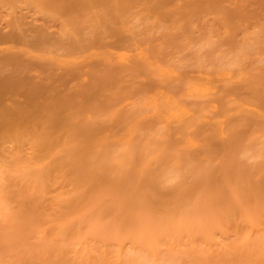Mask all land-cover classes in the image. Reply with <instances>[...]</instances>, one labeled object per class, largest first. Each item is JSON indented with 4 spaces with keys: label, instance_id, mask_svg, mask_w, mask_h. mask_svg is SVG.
Listing matches in <instances>:
<instances>
[{
    "label": "rangeland",
    "instance_id": "1",
    "mask_svg": "<svg viewBox=\"0 0 264 264\" xmlns=\"http://www.w3.org/2000/svg\"><path fill=\"white\" fill-rule=\"evenodd\" d=\"M57 1L17 9L54 45L0 44V106L53 142L0 155V264H264V0ZM179 218L196 230L174 238Z\"/></svg>",
    "mask_w": 264,
    "mask_h": 264
},
{
    "label": "bare ground",
    "instance_id": "2",
    "mask_svg": "<svg viewBox=\"0 0 264 264\" xmlns=\"http://www.w3.org/2000/svg\"><path fill=\"white\" fill-rule=\"evenodd\" d=\"M21 1L22 0H0V4H2V5H6V6H4L5 8H7L8 9V7L7 6H9V8H10V10H9V12L10 13H12V17H14V26H13V31L11 32L10 30H8V32L7 33H5L4 31H3V33H5V35H1V33H0V37H10L9 39H7V40H0V44L1 45H4L6 42H9V41H13V43H15V47H18V46H21V48L22 49H26L27 51H29V52H33V51H39V50H42V48H44V45L46 44H49V42H47V41H49L50 39H49V36L48 35H46V36H48V38L46 39V36L43 34V33H41V31H39L40 33H41V35L40 34H38L39 32H38V30L36 31L37 32V37L35 38L34 36H32L34 33L32 32L31 34H29V32H27V30L29 29H26V27L25 28H22V26L24 25L25 26V23H23V21L25 22V19L23 20V17H22V21H21V17H20V14H18L17 13V9L18 8H20L21 6H20V4H23V3H21ZM51 0H24L23 2H26L25 4H23L22 6H24V5H31L32 6V8H34V9H36V10H38V11H41V14H42V12L44 13V15L46 16V14H48L49 15V7L50 6H52L53 7V4H54V7H56L57 5V3L56 2H53L54 0H52L51 2H50ZM57 1V0H56ZM59 1V0H58ZM57 1V2H58ZM84 1V0H83ZM131 1H133V0H131ZM43 2H46L47 3V5H49L48 4V2L50 3V6H45L46 4L45 3H43ZM53 2V3H52ZM61 2V1H60ZM59 2V3H60ZM80 2V1H79ZM90 2V1H89ZM107 2V1H106ZM111 2V1H110ZM113 2V1H112ZM111 2V3H112ZM62 3H65V2H62ZM83 3V2H82ZM87 3V2H86ZM85 3V4H86ZM120 3V2H119ZM128 3V2H127ZM60 5V4H59ZM58 5V6H59ZM120 5H121V3H120ZM62 6L64 7V5H61V6H59V7H61L62 8ZM80 6V5H79ZM65 7H66V5H65ZM51 8V7H50ZM61 8H57L56 10V13H58V12H60V11H58V9L60 10ZM82 8V7H81ZM53 9V8H52ZM51 9V10H52ZM64 9H67V8H64ZM45 10V11H44ZM47 10H48V13H47ZM65 12L64 13H66V14H68V10H64ZM54 12H55V10H54ZM54 12H52V13H54ZM25 13V12H24ZM29 13V12H28ZM38 13V12H37ZM56 13L54 14V16L56 15ZM63 13V14H64ZM60 14V13H59ZM62 14V13H61ZM60 14V15H61ZM62 14V15H63ZM24 15V14H23ZM48 15H47V17H48ZM26 16V15H25ZM56 18H59V15L56 17ZM12 22V23H13ZM69 24V23H68ZM70 25V24H69ZM23 26V27H24ZM33 28V27H32ZM64 30H66L65 32H68L67 30H68V25H64ZM19 29V30H18ZM30 29H31V27H30ZM74 29V28H73ZM18 30V31H17ZM32 30V29H31ZM71 31H72V27H71ZM44 36H43V35ZM67 34V33H66ZM77 34V33H76ZM78 35V34H77ZM32 36V37H31ZM36 36V35H35ZM55 38V37H54ZM60 38V37H59ZM49 39V40H48ZM57 40V39H56ZM59 40V39H58ZM55 41V39L53 40L52 39V42H54ZM56 42H58V43H60L59 41H56ZM53 43H51V40H50V44L49 45H52ZM54 44H55V42H54ZM53 44V45H54ZM1 48V47H0ZM3 48L4 47H2L0 50H3ZM11 50H14L15 48L13 47V48H10ZM11 78V77H10ZM10 78H8L7 80H13V82L15 83V81H14V78L13 79H10ZM12 82V81H11ZM3 83H4V86H5V84H8V81H5V79H4V77L2 76V75H0V85L2 84L3 85ZM14 83H10L9 85H13ZM2 85H1V87H2ZM7 87H9L8 85H7ZM10 87H12V86H10ZM6 88H0V97H2V94H4L7 90H5ZM12 89V88H11ZM10 89V90H11ZM195 89V88H194ZM193 89V90H194ZM9 90V91H10ZM23 90H24V88H23ZM192 90V91H193ZM8 91V92H9ZM6 93L7 95H11V94H9V93ZM13 92V91H12ZM30 92V91H29ZM28 92V93H29ZM194 92V91H193ZM14 94L13 95H11V96H14V95H16L15 94V92H13ZM33 94V93H32ZM31 94V95H32ZM24 95V94H23ZM27 95V94H26ZM4 96H5V94H4ZM6 97V96H5ZM5 97H3V98H5ZM26 97V96H25ZM3 98H1V101L3 100ZM28 98H30V99H28V100H31V97H30V93H29V97ZM33 98V97H32ZM169 99H166V100H168V102H175L176 103V105L178 104V102H177V100L176 99H173V98H171V97H168ZM11 98H9V100H10ZM34 99V98H33ZM157 99V98H156ZM155 101V100H154ZM13 102V101H12ZM17 103V102H16ZM2 104V103H1ZM4 104V103H3ZM2 104V105H3ZM173 104V103H172ZM12 105H15V104H10L9 103V105L8 106H0V132H2L1 133V135H0V147H2L1 149H0V155L1 154H3L5 151H4V149H11V153L12 154H14V156H16V159H19V158H22V157H25L26 156V158L32 163V161L33 160H35V161H39L40 162V160L39 159H42L41 158V154H39L41 151H47V148H48V151L50 150V148H51V142H52V138H51V132H50V127H52L51 126V124H50V122H49V119H48V124H49V127L48 126H46L47 128H46V130H42L43 132H41V133H43V136H42V139L40 138V140H39V138L37 139L36 138V135L34 136V135H30L31 133H28V132H26V131H24V129H23V131H20V129L22 128H19L18 126L17 127H15L16 126V123L14 122V120H16L14 117H12V116H14V115H23V113H22V109H24V108H17V107H15V106H12ZM45 108V107H44ZM48 110V109H47ZM179 111H183L185 114L186 113H190L187 109H185V108H182V109H180ZM26 113H28V111L26 112ZM30 113V112H29ZM32 111H31V113L29 114V117H30V115H32ZM36 113V112H35ZM40 113V112H39ZM38 113V114H39ZM12 115V116H11ZM20 115V116H21ZM33 115H35V114H33ZM32 115V116H33ZM27 116V115H26ZM31 116V118H32V122L34 123V120H36V119H33V117L35 118V116H33L32 117ZM25 116H22V117H19L18 116V119L19 118H23L25 121H27L26 120V118H24ZM37 118H38V116H36ZM14 118V119H13ZM17 119V120H18ZM27 119H29V118H27ZM16 120V121H17ZM19 120H21V119H19ZM18 120V121H19ZM23 120V121H24ZM53 120V119H52ZM22 121V122H23ZM24 121V122H25ZM51 121V120H50ZM54 121V120H53ZM21 121H19V123H20ZM23 122V123H24ZM22 123V124H23ZM27 123V122H26ZM30 123V122H29ZM33 123H31V125H33ZM51 123H53L52 121H51ZM18 124V123H17ZM30 125V126H31ZM25 125H23V127H24ZM19 128V129H18ZM25 128V127H24ZM45 129V128H44ZM49 131V132H48ZM39 133V132H38ZM50 133V134H49ZM40 134V133H39ZM50 136V137H49ZM50 138V139H49ZM50 144V147H48V145ZM54 143H55V140H54ZM52 144H53V142H52ZM28 149H30V151H28ZM250 149V148H249ZM10 151V150H9ZM247 153V152H246ZM249 153V155H251L250 153H252V152H248ZM11 154V155H12ZM244 154V153H243ZM6 155V154H5ZM8 155V154H7ZM5 156V157H8V156ZM246 155V154H245ZM248 155V154H247ZM248 155V156H249ZM2 156V155H1ZM0 156V157H1ZM3 156H4V154H3ZM13 156V157H14ZM39 156V157H38ZM253 156V155H252ZM43 157V159H44V156H42ZM10 158V157H9ZM12 158V157H11ZM14 159V158H13ZM32 160V161H31ZM0 161H1V159H0ZM11 161V160H10ZM16 161V160H15ZM37 161V162H38ZM4 162V161H3ZM14 162V161H13ZM22 162V161H21ZM29 162V163H30ZM29 163L28 164H25V166H24V168L26 169V170H29V169H27V167H30L29 166ZM31 163H30V165H31ZM7 164V163H6ZM19 164V163H18ZM82 164H84V163H82ZM4 165H5V162H4ZM19 166V165H18ZM83 166V165H82ZM86 165L84 164V167H85ZM9 167V166H8ZM7 167V168H8ZM14 167V166H13ZM16 167V166H15ZM6 168V167H5ZM23 168V169H24ZM31 169H32V165H31V167H30ZM21 169V168H20ZM24 169V170H25ZM5 170V169H4ZM7 171V170H6ZM26 172V171H25ZM27 172H29V171H27ZM30 174H31V171H30ZM257 174V173H256ZM177 175V174H176ZM25 176V175H24ZM179 176V175H178ZM177 176V177H178ZM29 177H30V175H29ZM180 177V176H179ZM255 178V177H254ZM253 178V179H254ZM28 179V178H27ZM152 181H154V180H152ZM255 181V180H254ZM258 181V180H257ZM168 182H170V181H168ZM263 182H264V180H263ZM258 183V182H257ZM241 184H242V182H241ZM251 185H252V183H250ZM261 184H263V183H261ZM254 185V184H253ZM252 185V186H253ZM258 187V186H257ZM262 187V186H261ZM152 188H153V186H152ZM263 190V189H262ZM260 191V190H259ZM240 192V191H239ZM167 193H168V191H167ZM236 193H237V191H236ZM263 193V192H262ZM260 195V194H259ZM187 212V211H186ZM190 212V211H189ZM231 212V211H230ZM246 213V214H245ZM247 211H244L243 212V215H242V218L240 219V222L238 223V225H239V227H237V228H239V229H241V227H243L242 228V230L243 229H246L245 227L246 226H248V229H249V226H250V229L251 230H254V229H257V230H260L261 229V225L258 223V222H255V221H253V219H252V217H249L250 216V214L248 213ZM185 214H187V213H185ZM229 214V213H228ZM231 214V213H230ZM186 216V215H185ZM182 217V218H184V220H185V218H187V217ZM189 216V215H188ZM228 217V216H227ZM189 218V217H188ZM181 218H179V220H178V224H176V226L174 227V228H166L165 230L170 234V235H172L174 238H176V237H178V238H181L184 234H185V232H188L189 230H190V228H192L193 230H196L194 227H195V225H192L193 223H188L189 224V226H188V224L187 223H185V222H183L184 220H180ZM181 221V222H180ZM167 226H169V225H167ZM192 226V227H191ZM194 226V227H193ZM196 226H198L197 224H196ZM199 227V226H198ZM207 228V226H204V228L202 227V230H204V229H206ZM93 235L92 236H95L96 235V237H94V238H97L98 237V234H95L94 233V231L93 232H91ZM211 233V234H210ZM65 234V233H64ZM211 235H213V237H210ZM215 235V232H214V230H211L210 232H209V230L207 231V230H204L203 231V234H202V236H201V238H205V239H209V241L210 242H213L215 239H214V236ZM99 237H100V235H99ZM98 237V238H99ZM97 238V239H98ZM210 238H211V240H210ZM102 239V243L103 244H106V240H109V239H107V238H104V241H103V238H101ZM106 239V240H105ZM140 240H138V242H139ZM248 243V242H247ZM238 243H236V247L237 248H235V249H239V250H241L242 249V244L243 243H241V246L242 247H239V245H240V243H239V245H237ZM141 246V248H148V250L151 252V253H153V251H154V255H156L157 254V248H158V246H156L154 243H152V244H144L143 242H139L138 243V246ZM147 245V246H146ZM248 245V244H247ZM247 245H245L244 246V248L247 246ZM234 246V247H235ZM254 246V247H253ZM157 247V248H156ZM252 249H254L255 247V249H254V251L255 252H259V251H261V250H259V248L257 247V246H255V245H252ZM156 249V250H155ZM245 249H247L246 250V253H245ZM244 249V251H243V249H242V254L244 253L245 255H248L249 254V252H251L249 249H251L250 248V245H248V247L247 248H245ZM258 249V250H257ZM45 251V250H44ZM44 251H43V253H44ZM47 251V250H46ZM156 251V252H155ZM237 252V251H236ZM252 252H253V250H252ZM47 253H48V251H47ZM49 253H52V252H49ZM254 255H255V253H253ZM261 254V253H260ZM264 254V253H263ZM51 255V254H50ZM258 255V254H257ZM53 256V255H52ZM261 256V255H260ZM264 256V255H263ZM263 256H261V257H263ZM47 257V256H46ZM248 257V256H247ZM51 258V257H50ZM249 258V257H248ZM111 259V258H110ZM93 260V259H92ZM109 260V259H108ZM112 260V259H111ZM249 260V259H248ZM263 260V259H262ZM113 261V260H112ZM145 261V260H144ZM243 261V260H242ZM45 262V261H44ZM250 262V261H249ZM102 263V262H101ZM110 263V262H109ZM55 264V263H54ZM58 264H59V262H58ZM61 264V263H60ZM108 264V263H107ZM112 264V263H111ZM121 264V263H120ZM145 264V263H144ZM227 264V263H226ZM228 264H230V263H228ZM234 264V263H233ZM249 264H251V263H249Z\"/></svg>",
    "mask_w": 264,
    "mask_h": 264
}]
</instances>
